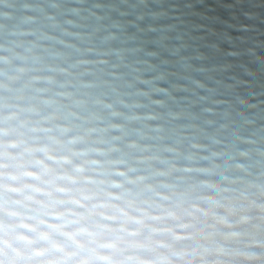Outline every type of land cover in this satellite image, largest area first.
Here are the masks:
<instances>
[{"label": "clouds", "instance_id": "obj_1", "mask_svg": "<svg viewBox=\"0 0 264 264\" xmlns=\"http://www.w3.org/2000/svg\"><path fill=\"white\" fill-rule=\"evenodd\" d=\"M162 2L0 0V264H264V106L158 87Z\"/></svg>", "mask_w": 264, "mask_h": 264}, {"label": "water", "instance_id": "obj_2", "mask_svg": "<svg viewBox=\"0 0 264 264\" xmlns=\"http://www.w3.org/2000/svg\"><path fill=\"white\" fill-rule=\"evenodd\" d=\"M149 77L183 103L264 106V0H163L141 22Z\"/></svg>", "mask_w": 264, "mask_h": 264}]
</instances>
